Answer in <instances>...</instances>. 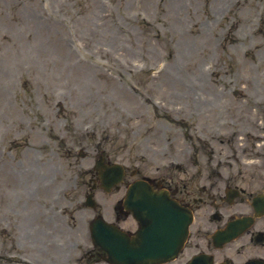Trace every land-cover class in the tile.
<instances>
[{
    "label": "rangeland",
    "instance_id": "374dc122",
    "mask_svg": "<svg viewBox=\"0 0 264 264\" xmlns=\"http://www.w3.org/2000/svg\"><path fill=\"white\" fill-rule=\"evenodd\" d=\"M247 75L264 105V0H0V264L2 215L73 209L101 149L171 168L176 98L217 113Z\"/></svg>",
    "mask_w": 264,
    "mask_h": 264
},
{
    "label": "flooded vegetation",
    "instance_id": "af4514ba",
    "mask_svg": "<svg viewBox=\"0 0 264 264\" xmlns=\"http://www.w3.org/2000/svg\"><path fill=\"white\" fill-rule=\"evenodd\" d=\"M218 103L223 104L221 110L212 113L213 102L198 107L197 102L178 98L173 170H129L112 215L100 203L85 208V196L74 197L73 209H68L66 202L73 193L54 198L35 217H25L40 224L38 232L32 230L33 224L22 227L15 215H4L3 229L8 225L11 233L7 236L2 230L8 245L1 247V264H108L83 228L110 216L112 223L134 235L139 223L125 199L128 188L138 181L168 193L180 210L193 215L184 250L167 264H264L261 103L258 96L240 97L230 107Z\"/></svg>",
    "mask_w": 264,
    "mask_h": 264
}]
</instances>
